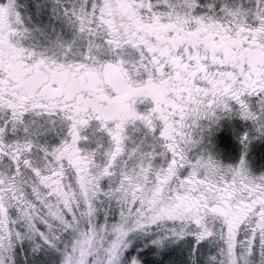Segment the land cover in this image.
I'll return each mask as SVG.
<instances>
[{
  "label": "snow or ice",
  "instance_id": "obj_1",
  "mask_svg": "<svg viewBox=\"0 0 264 264\" xmlns=\"http://www.w3.org/2000/svg\"><path fill=\"white\" fill-rule=\"evenodd\" d=\"M0 264H264V0H0Z\"/></svg>",
  "mask_w": 264,
  "mask_h": 264
}]
</instances>
